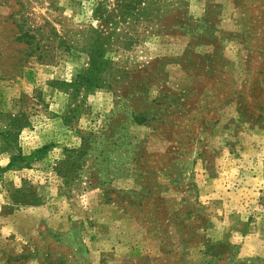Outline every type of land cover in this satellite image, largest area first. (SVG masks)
Here are the masks:
<instances>
[{
	"label": "rangeland",
	"instance_id": "374dc122",
	"mask_svg": "<svg viewBox=\"0 0 264 264\" xmlns=\"http://www.w3.org/2000/svg\"><path fill=\"white\" fill-rule=\"evenodd\" d=\"M0 264H264V0H0Z\"/></svg>",
	"mask_w": 264,
	"mask_h": 264
},
{
	"label": "trees",
	"instance_id": "16d2710c",
	"mask_svg": "<svg viewBox=\"0 0 264 264\" xmlns=\"http://www.w3.org/2000/svg\"><path fill=\"white\" fill-rule=\"evenodd\" d=\"M95 41H92L93 43L89 44V47L87 49L88 56H89V62L87 64V71L86 75L78 76L77 81L75 80V83H78L79 85L85 86L87 90L91 88H101L106 83H104L103 75L108 71H110L111 64H109L108 60H104L103 57L98 55L100 53L98 47H99V41L98 39H94ZM128 45L125 44L123 49H128ZM126 101L132 100V101H140L142 98L138 97V99H134V97H125ZM156 104H159L158 101L153 100L151 103H147L148 108H152V106H155ZM155 111H158L156 109ZM136 114V115H135ZM132 116V122H136L138 124H141L145 122L146 118L145 113L139 109L137 113L131 112ZM11 165V163H10Z\"/></svg>",
	"mask_w": 264,
	"mask_h": 264
}]
</instances>
